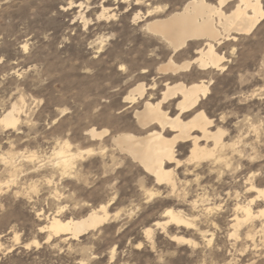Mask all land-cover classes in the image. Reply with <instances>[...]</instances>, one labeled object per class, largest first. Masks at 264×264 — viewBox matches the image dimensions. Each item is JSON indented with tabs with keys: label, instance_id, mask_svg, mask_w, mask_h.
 <instances>
[{
	"label": "rangeland",
	"instance_id": "rangeland-1",
	"mask_svg": "<svg viewBox=\"0 0 264 264\" xmlns=\"http://www.w3.org/2000/svg\"><path fill=\"white\" fill-rule=\"evenodd\" d=\"M186 1L0 0V114L15 102L21 107L17 125L0 130V264H264V217L247 222L237 237L230 235L236 203L254 198L255 215L264 209V197L248 191L250 183L264 189V18L250 33L234 32L236 39L216 45L224 68L201 71L193 64L177 74L165 73L159 69L170 56L179 65L195 55L196 44L173 53L142 25ZM237 1L228 0L222 10L229 14ZM104 8L114 16L98 18ZM200 78L209 92L196 108L213 119V129H224L223 138L235 142L236 151L227 155L221 173H211L207 161L188 172L182 162L190 143L177 146L182 162L168 165L177 181L170 193L119 151L112 138L143 136L135 111L146 100H160L176 79L190 83ZM139 84L143 96L130 101L126 97ZM178 100L167 99L162 107L172 115ZM93 127L105 133L92 139ZM64 141L72 153L81 154L67 174L52 164L54 148ZM8 152L14 154L17 177H10L11 166L1 159ZM30 154H35L31 163ZM197 172L199 182L193 181ZM7 177L15 183H5ZM101 203L108 205L106 222L77 239L45 241L47 232L40 227L52 215L76 219ZM206 205L213 208L209 214ZM168 208L195 216L194 225H156Z\"/></svg>",
	"mask_w": 264,
	"mask_h": 264
},
{
	"label": "bare ground",
	"instance_id": "bare-ground-1",
	"mask_svg": "<svg viewBox=\"0 0 264 264\" xmlns=\"http://www.w3.org/2000/svg\"><path fill=\"white\" fill-rule=\"evenodd\" d=\"M227 1L228 0H217L216 4H211L206 0H187L179 10H172L169 14L167 13L168 15L166 17L150 19L142 25L147 33L149 32L150 34L157 36L160 40H163L167 44L165 46H168L173 53L187 47L190 43L196 44L193 51L195 55L191 59L178 65L173 62L170 56L168 62L159 70L165 73L171 72L172 74H177L180 70L189 69L193 64L201 71L208 68H224V66L221 65L224 56L216 51V45L224 39H236V36L233 34L234 32L238 34L250 33L264 18V10L261 0H238L234 9L229 14H226L222 10V6ZM97 16L98 18L106 17L109 19V17L114 16V13H110L104 8ZM138 17L139 16L135 15L133 20H136ZM144 91V85L139 84L130 91L126 98L130 101H135L138 97L143 96ZM208 92L209 87L202 78L190 83H185L180 79H176L173 85H166V91L163 93L160 100L156 102L146 100L143 109L141 111H135L134 114L137 124L141 130H144L143 136H137L132 133H120L112 138V141L119 151L126 153L136 161L146 173L154 177L156 184H166L170 189V193L175 191L177 181L174 169L168 167V165L174 164L177 167L182 162L176 154L177 146L183 147L186 143H190L188 156L185 162H182L186 166L185 170L188 172L193 171L194 169L192 168L200 166L203 161H207L210 164L209 169L211 173H221L220 168L223 167V165L224 167L228 165L227 155L236 151L235 142H226L223 138L225 133L224 129L217 125V127L213 129V119L208 117L202 108H196L198 107L201 98H204ZM173 98H179V100L175 105V113L170 115L168 109L163 108L162 104L167 99ZM20 108L21 107L18 103L15 102L10 108L3 113L1 112L0 130H8L17 125L20 119ZM152 125H156L158 128L155 129ZM169 132L171 135L167 136L166 134ZM104 133L105 130L97 131L93 127L89 130L88 134L94 139L101 137ZM243 147L245 146L243 145ZM71 149L69 142L64 141L53 150L52 164L54 167L58 168L62 174L70 173L74 167L76 156L81 155L80 153H72ZM86 151L89 153L92 149H86ZM6 154L7 156H3L1 159L3 163L11 166L12 174H9L10 177H17L15 174V165H13L14 154H10L9 152ZM34 155L30 154L26 156V158H28L27 161H30L29 163L34 159ZM188 165H191V167L187 168ZM10 177L7 178L10 179ZM200 178L202 177H200V174L197 172L194 174L193 181L199 182ZM9 181L14 182L15 178H12L5 183H8ZM249 190H256L258 196H261V193L264 192V189L256 188L252 183L248 186V191ZM156 193L157 192H150L148 195L152 196ZM253 199L254 198L250 199L246 204H235L234 214L231 220V236L237 237L240 228L247 222H252L255 217H264V215H262V213H264L263 208L260 209L256 215L253 212L251 207ZM197 201L198 200H194L191 203L196 205ZM201 201H204V199ZM107 206V204L101 203L98 207L89 209L85 215L76 219L67 218L62 220L57 214L52 215L48 218L46 224H43V226L40 227L42 232H47V236L45 235V241L51 240L53 236H60L65 239H77L80 235L89 230L97 228L109 218ZM212 209L213 208L209 205L204 207V211L207 214H209ZM245 209H247V211H245ZM164 217V220L157 221L156 223V225L163 229L168 224H177L189 228L194 225L195 221V216L189 217L184 215L181 211H174L170 208L165 209ZM179 220H183L184 223H177ZM262 224L264 228V221ZM248 227L247 236L250 237L254 229V224H251V230ZM202 231L201 236L205 237L206 231ZM144 233L147 238L152 237L151 228H146ZM198 234H200V232ZM15 239H18V235L16 234ZM173 239L196 244L195 241L182 237L172 236V240ZM210 241L211 237L208 239V242ZM32 242L35 245H38L37 240H33ZM113 256L114 250H112V255L110 257L113 258Z\"/></svg>",
	"mask_w": 264,
	"mask_h": 264
},
{
	"label": "snow or ice",
	"instance_id": "snow-or-ice-1",
	"mask_svg": "<svg viewBox=\"0 0 264 264\" xmlns=\"http://www.w3.org/2000/svg\"><path fill=\"white\" fill-rule=\"evenodd\" d=\"M261 196L264 197V192L261 193ZM245 211H247V209H245ZM262 215H264V213H262ZM177 223H184L183 220H179L177 221Z\"/></svg>",
	"mask_w": 264,
	"mask_h": 264
}]
</instances>
